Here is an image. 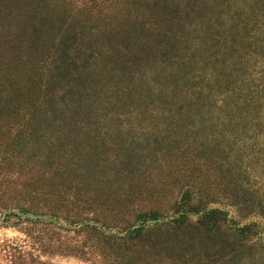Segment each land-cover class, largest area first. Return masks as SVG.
<instances>
[{"label": "rangeland", "instance_id": "374dc122", "mask_svg": "<svg viewBox=\"0 0 264 264\" xmlns=\"http://www.w3.org/2000/svg\"><path fill=\"white\" fill-rule=\"evenodd\" d=\"M242 4L0 0V264H264V50L227 29ZM143 222L141 252L93 247Z\"/></svg>", "mask_w": 264, "mask_h": 264}, {"label": "trees", "instance_id": "16d2710c", "mask_svg": "<svg viewBox=\"0 0 264 264\" xmlns=\"http://www.w3.org/2000/svg\"><path fill=\"white\" fill-rule=\"evenodd\" d=\"M226 2H228V0H226ZM247 3H250V4H247ZM2 4L6 6L5 1ZM157 8H160V7H157ZM228 17L230 21H229V26L227 27V29L238 27V24L240 23L243 33H245L246 31L248 32L246 36H241L239 39L240 44H242L240 47V51L246 50L245 55H247L248 52L253 51L254 48L257 49L261 47L264 50V0H243V4L239 6V9L234 11L231 14V16H228ZM255 25H257L256 28H255ZM148 38L150 39L151 36L148 35ZM140 47H141L140 49L145 51L149 46L148 44H143ZM260 53H261V56L264 55V51ZM250 54L251 53H249L248 55ZM176 222H177L176 218H173L172 220L169 221L168 224H164V225H166L171 230H176L177 228H179V226L176 225ZM143 224L144 222L137 229L136 228L127 229L126 233L123 236H117V235L106 236V238H109L112 240L111 242L112 245L109 246L108 253H105L104 247L99 242L94 244L93 247L96 249L98 253L104 254V256H111V254H113V251H114L113 246H115L116 248L117 247L123 248L125 250L129 248L126 251L129 253L131 252L139 253L141 252V250L133 249V245H134L133 241L136 240L139 237L138 236L139 233L144 230ZM198 224L203 226V223H198ZM85 227H88L86 228L88 230H92V231L97 230V227H94V226L86 225ZM106 243H104V245H106ZM80 247H81L80 250L77 249L80 255L89 253V249L87 250L84 249L82 245ZM30 248H33V247L31 246ZM12 250H14L15 252L14 253L9 252V251L7 252L9 255V259H10L8 262H10L11 264H36L35 261H37L38 264H40V262L36 260L37 257H35L34 259V257L32 256V251L23 250L22 248H16V247L12 248ZM25 256L28 257V259H26Z\"/></svg>", "mask_w": 264, "mask_h": 264}]
</instances>
